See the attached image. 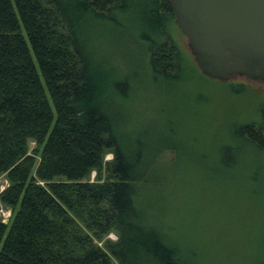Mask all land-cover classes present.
<instances>
[{
  "label": "trees",
  "instance_id": "trees-1",
  "mask_svg": "<svg viewBox=\"0 0 264 264\" xmlns=\"http://www.w3.org/2000/svg\"><path fill=\"white\" fill-rule=\"evenodd\" d=\"M134 11L164 74L184 58L169 0H0V202L13 210L8 225L0 218V264H189L143 196L159 152L179 147L132 127L122 113L132 83L103 74L89 25ZM259 108L227 134L264 151ZM106 150L111 178L89 180ZM239 152L218 148L226 162ZM109 230L116 239L100 245Z\"/></svg>",
  "mask_w": 264,
  "mask_h": 264
},
{
  "label": "rangeland",
  "instance_id": "rangeland-1",
  "mask_svg": "<svg viewBox=\"0 0 264 264\" xmlns=\"http://www.w3.org/2000/svg\"><path fill=\"white\" fill-rule=\"evenodd\" d=\"M118 16L117 24L90 20L102 72L108 79L131 81L122 113L145 140L179 147L178 156L172 148L159 152L143 188L151 215L160 219L164 234L189 264H264V151L227 134L232 123L259 116L264 80L237 76L223 81L203 74L174 19L170 33L184 58L159 74L139 40L136 12ZM227 143L240 149L232 162L218 156V148ZM111 157L106 150L101 167L92 168L86 178H111ZM7 184L2 173L0 191ZM12 213L0 202V218L7 225ZM116 237L109 230L97 242Z\"/></svg>",
  "mask_w": 264,
  "mask_h": 264
},
{
  "label": "water",
  "instance_id": "water-1",
  "mask_svg": "<svg viewBox=\"0 0 264 264\" xmlns=\"http://www.w3.org/2000/svg\"><path fill=\"white\" fill-rule=\"evenodd\" d=\"M206 76L264 80V0H169Z\"/></svg>",
  "mask_w": 264,
  "mask_h": 264
}]
</instances>
